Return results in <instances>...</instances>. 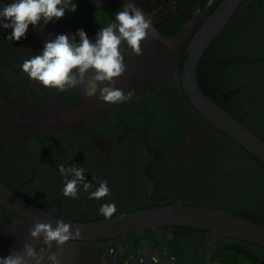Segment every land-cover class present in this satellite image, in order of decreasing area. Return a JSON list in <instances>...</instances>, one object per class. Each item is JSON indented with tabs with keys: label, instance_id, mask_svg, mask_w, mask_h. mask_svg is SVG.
<instances>
[{
	"label": "flooded vegetation",
	"instance_id": "af4514ba",
	"mask_svg": "<svg viewBox=\"0 0 264 264\" xmlns=\"http://www.w3.org/2000/svg\"><path fill=\"white\" fill-rule=\"evenodd\" d=\"M90 1L109 18L100 27L114 19L124 3ZM133 2L151 19L155 31L142 42L141 55L125 50L126 70L113 83L134 95L119 105L105 104L95 96L94 108L86 111L83 85L59 93L42 88L22 72V63L39 54L49 37L76 33L77 27L67 22L70 15L65 13L46 26L42 22L36 28L30 25L18 42L6 40L11 29H0V96L13 103L21 100L27 115L53 123L46 127L29 119L26 127L19 128L0 110V181L27 202L75 224L107 219L98 211L105 202L116 205L112 217L180 203L227 212L264 227V166L202 118L180 82L183 48L207 15L209 9L204 14L200 11L208 0L170 32L165 27L177 14L175 2L159 7V0ZM246 6L245 14L256 4ZM259 20L263 26L264 17ZM231 21L226 27L230 28ZM97 30H85L90 41H95ZM169 36L172 41H162ZM263 70L258 66L254 72ZM92 75L89 71L85 80ZM257 83L263 84L261 93L254 88ZM248 85L247 93L260 96L258 105L263 107L264 80L250 79ZM213 98L264 141V114L248 103L234 104L235 99L220 93ZM60 163L84 168L85 182L93 185L90 191L106 180L108 196L91 200L81 190L76 199L65 198L64 180L57 171ZM32 226L0 206V257H7L11 250L23 255L24 246L30 244L36 256L29 258V264H49L52 254L61 264H264L263 246L223 238L210 247L211 233L180 225L160 227L158 233L146 228L142 236L75 239L60 249L55 242L49 247L42 237L32 239Z\"/></svg>",
	"mask_w": 264,
	"mask_h": 264
},
{
	"label": "clouds",
	"instance_id": "9594fccd",
	"mask_svg": "<svg viewBox=\"0 0 264 264\" xmlns=\"http://www.w3.org/2000/svg\"><path fill=\"white\" fill-rule=\"evenodd\" d=\"M213 0H208L211 5ZM76 11V4L69 0H6L0 3V29H11L6 40L18 42L25 38L29 26H46L61 20L66 12ZM155 29L152 21L140 10L133 0L124 3L115 18L106 26L99 27L94 42L90 41L83 29H78L72 36L57 35L49 37L39 54L26 59L21 70L27 77L42 88L63 93L83 85L84 95L96 96L105 104L119 105L132 99V91L125 94L123 89L116 88L113 81L120 78L125 70V50L134 55H141V44ZM93 75L85 80L86 74ZM103 85V86H102ZM57 171L64 180L62 194L65 198L76 199L83 190L88 199L103 200L109 194L108 182L100 181L94 191L92 183L85 182L86 170L80 166L68 167L64 163L57 165ZM99 214L105 218L116 212L115 203L105 202L100 205ZM58 219L55 228L48 223H35L30 236L32 239L42 237L51 247L55 242L58 249L80 235V229ZM36 256L30 244L24 246V254L10 251L7 257H0V264H29V258ZM49 264H61L56 254L48 256Z\"/></svg>",
	"mask_w": 264,
	"mask_h": 264
},
{
	"label": "water",
	"instance_id": "95a60500",
	"mask_svg": "<svg viewBox=\"0 0 264 264\" xmlns=\"http://www.w3.org/2000/svg\"><path fill=\"white\" fill-rule=\"evenodd\" d=\"M244 1L213 0L211 5L207 4L200 11L201 14H204L209 9L207 15L205 13L201 25L183 48L179 77L183 92L192 108L211 126L241 147L249 157L264 166V141L210 99L202 91L198 81V69L202 57L212 42L221 37ZM172 39L173 36H169L162 41H172ZM161 54L159 53V55ZM96 100L95 96L85 100V110L94 108ZM10 104H12V109L8 108ZM0 110L12 118L19 128L26 127V121L29 119L36 124L42 123L46 127L53 124L49 119L38 118L30 114L31 112L30 115H27L21 107V100L13 103L0 96ZM0 206L32 225L42 222L51 224L55 228L58 220L52 214L24 200L13 188L2 181H0ZM65 222L74 225L73 230L76 226L80 229V235L76 238L80 240L118 239L131 233H138L139 236H142L143 230L146 228L158 233L160 227L180 225L211 233L210 247L212 243L223 238L245 241L264 247V227L227 212L188 207L180 203L124 213L92 223Z\"/></svg>",
	"mask_w": 264,
	"mask_h": 264
},
{
	"label": "trees",
	"instance_id": "16d2710c",
	"mask_svg": "<svg viewBox=\"0 0 264 264\" xmlns=\"http://www.w3.org/2000/svg\"><path fill=\"white\" fill-rule=\"evenodd\" d=\"M172 1L178 5V11L165 27L168 32L177 28V23L180 24L192 17L207 0H159L157 5L159 7ZM72 2L76 4V11L71 13L69 6L66 15H70L72 20L67 17V22H72L77 30L85 27L84 31H91L109 21L104 9L96 7L90 0H69V4ZM251 2L256 4V7L252 6V10L246 11L245 14L246 5H252L250 0H245L233 17L230 28L226 27L223 31L220 37V41L223 40L222 45H217V39L214 40L200 61L199 84L201 87L202 84L204 85L203 92L214 102L216 100L213 97L220 93L226 99H235L234 104L243 102L246 105L248 81L264 80V70L263 73L254 72L258 66L264 68V41L259 37V29L262 25L259 18L264 17V0H251ZM236 23L238 25L235 26ZM231 29L232 31L228 32ZM261 85L263 84L254 85L258 93H261ZM253 189L258 188L253 187Z\"/></svg>",
	"mask_w": 264,
	"mask_h": 264
},
{
	"label": "rangeland",
	"instance_id": "374dc122",
	"mask_svg": "<svg viewBox=\"0 0 264 264\" xmlns=\"http://www.w3.org/2000/svg\"><path fill=\"white\" fill-rule=\"evenodd\" d=\"M259 32H260V39L264 41V25L260 27L259 29ZM248 105L251 107L252 110L254 111H260L262 114H264V104H263V107L259 106L258 103L260 102L261 100V97L254 94V93H248ZM262 102H264V97L262 98ZM159 138H162L160 137L159 135H157Z\"/></svg>",
	"mask_w": 264,
	"mask_h": 264
}]
</instances>
